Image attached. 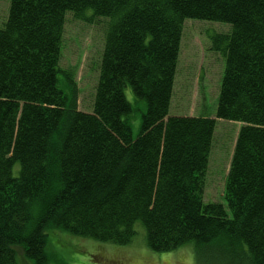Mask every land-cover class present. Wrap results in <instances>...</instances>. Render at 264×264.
I'll return each mask as SVG.
<instances>
[{"label":"trees","instance_id":"trees-1","mask_svg":"<svg viewBox=\"0 0 264 264\" xmlns=\"http://www.w3.org/2000/svg\"><path fill=\"white\" fill-rule=\"evenodd\" d=\"M9 1L0 264H18V247L50 264L49 238L61 232L127 246L139 231L153 252L191 245L211 264H264V0ZM69 14L105 23L92 112L79 111L60 82ZM187 20L231 27L211 38L225 59L215 118L169 116ZM129 87L146 103L137 137ZM221 120L241 124L225 205L204 200Z\"/></svg>","mask_w":264,"mask_h":264},{"label":"rangeland","instance_id":"rangeland-1","mask_svg":"<svg viewBox=\"0 0 264 264\" xmlns=\"http://www.w3.org/2000/svg\"><path fill=\"white\" fill-rule=\"evenodd\" d=\"M9 9L10 1L0 0V27L7 21ZM104 24L100 20L87 23L76 20L72 14L67 16L60 82L79 111L92 112L93 109L104 48ZM229 27L196 20L185 22L169 116L215 118L225 59L212 50L211 38L216 33H228ZM125 95L136 109L129 122L133 136L137 137L146 103L138 101L130 87L125 90ZM240 127L241 124L236 122L221 120L217 123L206 173V203L225 205V182ZM68 235L61 232L50 236L47 247L50 264H211L195 256L191 245L171 253L153 252L144 240L143 231H139L134 242L127 246ZM16 252L18 264H34L26 260L21 248H16ZM221 259H218L219 264H228L226 258Z\"/></svg>","mask_w":264,"mask_h":264}]
</instances>
